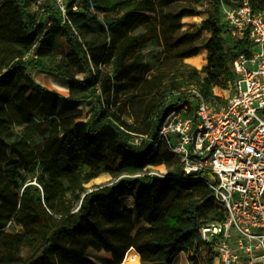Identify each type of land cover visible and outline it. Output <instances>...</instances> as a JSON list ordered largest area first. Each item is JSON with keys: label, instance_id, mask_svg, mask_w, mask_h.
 I'll return each mask as SVG.
<instances>
[{"label": "trees", "instance_id": "trees-1", "mask_svg": "<svg viewBox=\"0 0 264 264\" xmlns=\"http://www.w3.org/2000/svg\"><path fill=\"white\" fill-rule=\"evenodd\" d=\"M175 1L182 0H71L80 9H69L68 21L61 23L47 0H0V264H71L57 253L63 242L75 241L89 227L109 243L115 231L109 223L121 213L127 196L136 219L144 222L132 241L142 263L172 264L187 253L192 264H213L207 255L203 260L196 245L200 224L224 219L212 191L200 182L177 181L173 176L184 177L179 165L164 176L149 168L167 151L158 140L162 123L180 109L187 93H174L162 73L152 72V80L144 84L143 76L133 74L143 67V58L126 61L140 38L171 53L205 30L206 62L186 74L206 100L219 99L213 88H226L232 81L230 63L247 52L248 43L226 37L220 20L222 3L237 6L241 0H212L208 17L183 33V19L196 15L201 0H186L190 7L157 14L158 4ZM248 1L254 11L264 10V0ZM31 6L34 11H29ZM43 12L49 13L48 26ZM149 14L155 15L153 22ZM139 27L144 29L141 34L136 33ZM30 51L34 54L25 57ZM56 51L63 58L55 65L34 58ZM198 51V46H188L177 55L190 57ZM113 59L114 71L100 81L99 65ZM155 62H160L158 56ZM36 71L67 80L80 92L98 86L100 93L93 89L78 97L64 96L38 83ZM77 73L87 79L77 80ZM126 79L134 82L132 91L143 82L140 97L152 99L144 130L128 125L116 107L128 89ZM131 132L146 137L133 143ZM172 162L171 156L167 163ZM22 172L34 179L20 186ZM104 173L120 178L87 190L85 184ZM23 216L33 221L23 235H14L10 226L19 225ZM19 243L26 244L25 252Z\"/></svg>", "mask_w": 264, "mask_h": 264}, {"label": "built area", "instance_id": "built-area-1", "mask_svg": "<svg viewBox=\"0 0 264 264\" xmlns=\"http://www.w3.org/2000/svg\"><path fill=\"white\" fill-rule=\"evenodd\" d=\"M50 1L61 23L69 9H80L77 2ZM49 17L42 13L46 26ZM220 20L226 37L248 43L230 63L234 78L221 89L228 99L218 107L195 87L186 90L180 109L158 132L173 162L161 159L168 170L150 173L164 176L179 165L184 177L173 176L177 181L200 182L212 191L224 219L198 226L204 261L207 255L213 264H264V10L254 11L248 0L222 3Z\"/></svg>", "mask_w": 264, "mask_h": 264}, {"label": "rangeland", "instance_id": "rangeland-1", "mask_svg": "<svg viewBox=\"0 0 264 264\" xmlns=\"http://www.w3.org/2000/svg\"><path fill=\"white\" fill-rule=\"evenodd\" d=\"M47 3H50V5L53 6L50 0H47ZM211 3L212 0H201L196 6V15L185 17L183 19L184 25L179 33L186 31L192 32V30L199 27L201 21L208 17L210 13ZM183 6L190 7V4L186 0L175 1L170 4L160 3L156 7V12L158 15L162 13L165 14L167 12H175V10ZM34 10L35 6H31L29 9V11ZM149 16V19L153 22L155 15L149 14ZM141 31H144V29L140 27L136 29V33L141 34ZM208 35L209 34L203 30L199 39L195 40L194 42L186 41L183 43V45L171 53L165 52L161 45L153 44L152 42H142V39L140 38V45L126 62L128 63L137 61L140 57L143 58V67L133 74L134 76H143L142 80L145 82L144 84L152 80V72L162 73L164 74L163 76L167 77L164 84L168 85L172 83L174 86L172 91L174 93L186 91L195 85L186 74L187 70H199L206 62V50L203 47L202 41L204 37H207ZM146 36L147 35H144V37ZM188 46H198V54L190 57H179L177 53L182 52L184 48ZM60 48L62 50H66L64 45H62ZM32 53L34 54L33 51ZM157 56L160 58L158 65L155 64V58ZM34 58L41 60L48 65H55L60 62L61 58H63V54L56 51L51 55H34ZM155 65L157 66L155 67ZM152 66H154L152 71H144L146 67ZM98 68L99 73L97 72V74L99 75V80L101 81L105 79L109 73L114 71V59L107 64H100ZM33 75L38 83L67 97L82 96L83 94H88L93 89L97 94L100 93L98 86H93L92 88L80 92L72 83L53 74L36 71ZM76 79L86 80L87 76L82 73H77ZM128 80L126 79L124 81L128 89L122 94V96L119 97L116 107L122 111L123 120L128 125L138 131L144 130L145 124L147 123V120H145V114L149 110V105L152 99L150 96L143 98L140 97L139 90H141L143 82L138 86V91H132L134 82H128ZM213 94L219 99L208 98V100L218 107L223 106L228 99V93L221 90V88H214ZM163 101L164 98H161L157 103L161 104ZM72 106H78V108H82V104L74 103ZM131 134L133 136L131 139L133 143H138L140 139H145L146 137L145 135H140L135 132H131ZM28 136L30 139L32 134L29 133ZM161 158L167 161L169 158H171V154L166 151L165 154L161 156ZM149 168L151 169V172L158 173H163L168 170V167H166V165H162L161 160L159 159L154 160V162L150 164ZM119 178L120 177H114L109 173H104L101 176L87 182L85 186L87 190H93L96 185L110 183V181L115 182ZM33 179V174L22 172L17 178V183L22 186L24 183ZM32 221L33 218L23 216L19 225L14 223L11 224L10 230L14 235H23L25 232V226ZM109 225H113L115 228V231L110 235L109 243H104L93 229L87 227L82 231L75 241L63 242L61 250L57 252L58 255L69 261L71 264H127L124 262L126 251L130 247H133L132 241L134 239V235L138 228L144 225L143 220L136 219L133 212L132 200L129 196L122 199L121 213L112 222H110ZM140 241L141 240H139V242ZM18 248H20L21 252L23 253L26 251V244L19 243ZM139 264L149 263H142L140 260ZM172 264L192 263L187 253H181L178 255V257H176Z\"/></svg>", "mask_w": 264, "mask_h": 264}, {"label": "bare ground", "instance_id": "bare-ground-1", "mask_svg": "<svg viewBox=\"0 0 264 264\" xmlns=\"http://www.w3.org/2000/svg\"><path fill=\"white\" fill-rule=\"evenodd\" d=\"M124 262L127 264H139L140 262L139 253L133 247H130L126 251Z\"/></svg>", "mask_w": 264, "mask_h": 264}]
</instances>
